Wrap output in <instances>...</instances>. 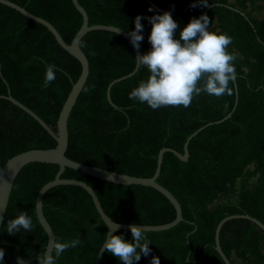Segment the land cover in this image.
Listing matches in <instances>:
<instances>
[{"label": "trees", "instance_id": "1", "mask_svg": "<svg viewBox=\"0 0 264 264\" xmlns=\"http://www.w3.org/2000/svg\"><path fill=\"white\" fill-rule=\"evenodd\" d=\"M52 23L70 44L80 30L83 16L72 0H10ZM259 1V2H258ZM89 16V25H113L129 33L137 15L142 17L140 52L151 49L148 17L169 11L179 31L192 19L205 14L209 30L233 38L228 51L234 62L238 104L232 116L201 131L189 143L190 158L181 161L166 152L158 182L178 199L184 220L165 231H146L151 253L134 264H225L216 250L219 222L229 215L248 214L264 224V19L254 14L264 9V0H79ZM196 2L197 6L191 5ZM152 8V11H149ZM90 62L88 80L71 112L66 155L78 162L138 177H151L163 147L184 154L186 139L208 122L224 118L234 107L236 91L222 97L201 93L188 108L153 110L129 99V93L149 72L139 67L130 78L111 90L114 108L107 96L110 83L132 72L135 52L123 36L92 31L81 40ZM54 65L55 80L44 85L46 70ZM0 96L11 95L34 111L55 132L62 108L82 72L77 58L60 46L52 32L19 11L0 4ZM6 80V81H5ZM56 140L30 114L0 98V170L13 156L30 149L56 147ZM254 165V169L249 167ZM57 164L31 163L19 173L0 231L3 264H16L21 257L38 264L48 236L36 211L40 189L54 180ZM63 179L86 182L96 192L108 216L118 223L161 225L175 220L176 209L159 191L143 185H121L66 168ZM256 178V182L252 183ZM240 180V186H237ZM238 196L239 203L231 202ZM217 201L218 204L212 207ZM221 201V202H220ZM44 213L59 242L80 239L56 264H94L107 237L108 226L89 193L73 185L57 186L44 197ZM26 212L33 230L6 232L7 222ZM117 235L131 241V231ZM221 246L235 264H264V231L245 219L228 221L221 230ZM53 256L55 253L53 252ZM100 264H123L105 252Z\"/></svg>", "mask_w": 264, "mask_h": 264}, {"label": "clouds", "instance_id": "2", "mask_svg": "<svg viewBox=\"0 0 264 264\" xmlns=\"http://www.w3.org/2000/svg\"><path fill=\"white\" fill-rule=\"evenodd\" d=\"M200 6L207 7V0H199ZM192 7H196L194 2ZM152 11V8H149ZM142 17L137 15L134 20L135 28L128 35L133 47L139 51L143 41ZM151 31L148 41L151 49L135 57L138 67H146L149 76L129 93V99L141 104H147L153 110L167 107L191 106L195 97L201 93L217 98L232 95L230 87L236 78L234 62L237 55L229 52L233 38L224 33L209 30L211 23L207 14L198 18L193 17L179 31V25L169 11L148 17ZM118 34V31H117ZM56 69L49 65L46 70L44 85L55 80ZM2 219V217H0ZM110 228L107 239L103 244V251L110 253L123 264H134L141 259V253L148 256L151 253L146 229L142 225L130 226L132 240L128 241L121 235L115 234L118 229ZM23 229L33 230L32 219L26 212L8 220L6 232L15 235ZM82 244L80 239L66 242L52 240L37 259L38 264H56V260L69 248ZM53 252L55 256H53ZM5 251L0 248V264H3ZM16 264H30L29 260L16 258ZM151 264H160V259L153 256Z\"/></svg>", "mask_w": 264, "mask_h": 264}, {"label": "water", "instance_id": "3", "mask_svg": "<svg viewBox=\"0 0 264 264\" xmlns=\"http://www.w3.org/2000/svg\"><path fill=\"white\" fill-rule=\"evenodd\" d=\"M72 1H73L74 6L77 8V10L83 16V23H82L80 30L77 32V34L73 38L72 42L70 44H68L64 40L62 35L59 33V31L56 29V27L52 23L47 21L46 19L30 13L26 8L20 6L19 4L15 3V2H12L10 0H0V4L6 5L10 8H13V9L19 11L21 14H23L27 18H29L33 21H36V22L44 25L45 27H47L49 29V31L52 32V34L55 36V38L58 41V43L60 44V46L62 48H64L67 52H69L71 55H73L75 58H77L82 65L81 75H80L79 79L77 80V82L73 84L72 90H71V92H70V94H69V96H68V98H67V100H66V102L62 108V111L60 113L59 120H58L57 132H55L34 111H32L30 108H28L27 106H25L24 104H22L18 100H16L11 95L9 86H8V94L0 96V98L6 99V100L12 102L16 106H18L19 108L24 110L26 113L30 114L36 121H38L40 123V125L57 142V145L54 148L30 149V150L21 152L15 156L11 157L5 163V165L2 167V169L0 170V217H2V219H0V231L2 228V224L4 221L6 211H7V207H8L9 202H10V197L12 194L14 183H15L19 173L22 171V169L31 163L57 164L60 167V169L56 175V178L54 180L46 183L40 189V191L37 195V200H36L37 216H38V219H39L41 225L43 226V228L46 231L47 236H48L47 246H48V244H49V246L51 245L52 240H56V236H55V232H54L52 226L50 225V223L48 222V220L45 216L43 201H44V197H45L46 193L49 190H51L52 188L57 187V186L73 185V186H79V187L85 189L89 193V195L91 196L93 203H94L99 215L101 216L103 221L108 226V232L111 230L110 228H113V229L116 228V225H118L119 227L116 230L115 234L118 231H126V230L130 231V226L132 225V224L118 223L115 220H113L110 216H108L106 214V212L104 211L95 190L90 185H88L86 182L81 181V180H77V179H63V178H61V174L64 172V170L66 168H70V169H73L76 171H80L84 174H88L90 176L102 179L104 181L116 183V184L143 185V186L152 187L155 190L159 191L175 207L176 213H177L176 218L174 221L167 223V224L142 225V227H144L146 229V231H148V232H150V231L158 232V231L169 230V229L175 227L176 225H178L181 221H183L184 217H183L182 208H181V205H180L178 199L174 196V194L172 192H170L167 188H165L164 186H162L158 182V177L160 176L161 170H162L164 154L166 152H172L181 161L187 162L190 158L189 143L191 142V140L193 138H195L201 131H203L207 127L214 125V124H220L232 116V114H233V112H234V110L238 104V91H237L236 78L234 80V86H235V91H236V101H235L233 109L224 118L216 120V121L208 122L205 125L201 126L194 133H192L186 139V142L184 144V154L180 153L176 149H173L170 147H163L159 152L157 169H156V172L154 173L153 176H151V177L132 176V175H128L125 173L111 171V170H107V169H103V168H99L96 166H91V165H87V164L75 161L66 155L68 145H69L68 122H69L71 112H72V110H73V108L77 102V99H78L79 95L81 94V92H82V90H83V88H84V86L88 80L89 74H90V62H89L88 57L86 56V54L84 53V51L81 48V44H80L81 40L86 36V34L92 32V31H109V32H113L116 34L118 31V34L123 36L129 42H130V37L125 30H123L119 27L113 26V25H103V24L92 25V26L89 25V16H88L86 9L80 4L79 0H72ZM211 7H212V5L209 6L204 11L203 14H205L206 11ZM130 44L132 45L131 42H130ZM132 47H133V45H132ZM133 50H134L136 56L142 54L140 52V50L137 51V49L134 47H133ZM138 69H139V67L136 64V66L132 72H130L129 74H126L122 77H119L110 83V85L108 87L107 96H108V100H109L110 104L114 108L118 109L119 107L112 100L111 90H112L113 86L115 84L121 82V81H124V80L132 77L138 71ZM0 74H1V76H3L2 72H1V67H0ZM234 219L249 220V221L253 222L254 224H256L261 230L264 231V224L261 221H259L258 219L254 218L248 214L229 215V216L225 217L224 219H222L217 226L216 233H215V240H216V250L221 255L225 264H233V263L227 257V255L225 254V252L222 249L220 235H221V230H222L223 226L228 221L234 220ZM136 225L140 226L141 224H136ZM106 239H107V237H106ZM47 246H46V248H47ZM102 249H103V245H102V247L98 253V256H97L94 264H100L101 263V261L104 257V254H105V251H103Z\"/></svg>", "mask_w": 264, "mask_h": 264}, {"label": "crops", "instance_id": "4", "mask_svg": "<svg viewBox=\"0 0 264 264\" xmlns=\"http://www.w3.org/2000/svg\"><path fill=\"white\" fill-rule=\"evenodd\" d=\"M259 12L261 13L262 11L260 10ZM259 12H258V13H259ZM254 17H255L257 20H262V19H264V13H262L261 16H259V17L256 16V15L254 14ZM238 184H239V185H238V187H239V186H240V180L238 181ZM220 202H221V201H220ZM231 202H232V203H235V204H238V203H239V198H238V196H234V197H232V198H231ZM234 262H235V264H243L242 261L239 260V259H237V258L234 259Z\"/></svg>", "mask_w": 264, "mask_h": 264}, {"label": "rangeland", "instance_id": "5", "mask_svg": "<svg viewBox=\"0 0 264 264\" xmlns=\"http://www.w3.org/2000/svg\"><path fill=\"white\" fill-rule=\"evenodd\" d=\"M258 2H259V1H258ZM261 11H262L261 13H260L259 11H257V12L255 13V15L258 16V17L261 16V14L264 13V9L261 10ZM258 12H259V13H258ZM254 168H255L254 165H251V166L249 167L250 170H253ZM255 182H256V178L253 179L252 183H255ZM238 185H239V184L237 183V186H238ZM218 203H219V201H217L214 205H212V207L215 206V205L218 204Z\"/></svg>", "mask_w": 264, "mask_h": 264}]
</instances>
